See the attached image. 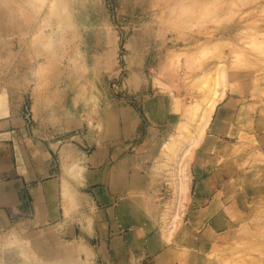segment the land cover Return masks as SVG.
Masks as SVG:
<instances>
[{"label": "rangeland", "instance_id": "374dc122", "mask_svg": "<svg viewBox=\"0 0 264 264\" xmlns=\"http://www.w3.org/2000/svg\"><path fill=\"white\" fill-rule=\"evenodd\" d=\"M0 101L23 159L49 144L84 186L101 152L117 194L96 216L67 182L39 224L26 190L0 264H117L94 237L127 217L155 243L135 264H264V0H0Z\"/></svg>", "mask_w": 264, "mask_h": 264}, {"label": "crops", "instance_id": "0c3cea01", "mask_svg": "<svg viewBox=\"0 0 264 264\" xmlns=\"http://www.w3.org/2000/svg\"><path fill=\"white\" fill-rule=\"evenodd\" d=\"M7 109L9 114L0 115V146L9 149V159L2 158L0 154V227L8 221V214L11 216L19 209L22 193L26 190L31 195V209L39 224L59 222L65 219L66 207L63 190L67 182L70 197L83 196L79 202L85 203L86 201L88 204L92 202L95 204L90 206L93 215H99V210L96 209L98 205L117 201V194L110 187L111 182L107 169H104L103 162L96 164L98 154L101 152L89 154L85 162L87 168L83 171L84 186L77 184L74 178L67 180L60 166L53 170L54 165L50 161L55 150L51 149L49 144L30 141L31 147L26 153V158L23 159L18 142V119L14 113L12 115V106H6L0 101V112H8ZM104 156L103 154L101 161H104ZM97 177H105V185L96 181ZM99 183L101 186H95ZM74 189L80 190V193H76ZM127 219L129 223L124 227L129 229L122 235L110 237V239L108 235L104 237L95 235L94 237L97 244H109L117 264H135V255L142 258L146 253H155L152 250L155 247H149V244H155L152 238L145 239L144 234L141 235V230L147 233L148 225L138 223L135 221L137 219H132V217H127Z\"/></svg>", "mask_w": 264, "mask_h": 264}, {"label": "bare ground", "instance_id": "6f19581e", "mask_svg": "<svg viewBox=\"0 0 264 264\" xmlns=\"http://www.w3.org/2000/svg\"><path fill=\"white\" fill-rule=\"evenodd\" d=\"M22 7H23V6H22ZM10 8H11V7H10ZM10 10H11V9H10ZM10 17H11V16H10ZM8 18H9V17H8ZM8 18H7V19H8ZM8 20H9V19H8ZM38 25H39V24H38ZM38 27H39V26H38ZM35 28H36V27H35ZM39 28H40V27H39ZM37 33H38V32H37ZM37 35H39V34H37ZM50 39H51V38H50ZM50 41H51V40H50ZM221 91H222V90H221ZM220 95L222 96V92H221ZM213 102L215 103V101H211V102H209V103H213ZM214 103H213V105L210 104L211 106H209V110L205 111V113H206V114H204L205 118H203V115H202V118L200 117L201 119H203V121L200 120L201 123H202V125H200V126H202V127H203V126H206L207 121H208V118H209V115H210V112H211L212 109H213ZM217 119H218V118H217ZM213 120H214V119H213ZM212 124H213V123H212ZM203 128H204V127H203ZM203 128L200 127V128H198V129H203ZM198 131L202 134V130H198ZM199 132H198V133H199ZM198 135H199V134H198ZM199 136H200V135H199ZM196 137H197V136H196ZM190 145H191V144H190Z\"/></svg>", "mask_w": 264, "mask_h": 264}]
</instances>
